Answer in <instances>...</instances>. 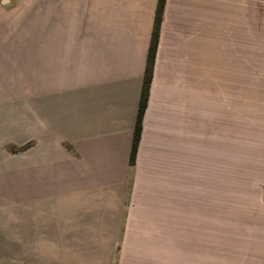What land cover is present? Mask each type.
Returning a JSON list of instances; mask_svg holds the SVG:
<instances>
[{"label":"crops","instance_id":"obj_1","mask_svg":"<svg viewBox=\"0 0 264 264\" xmlns=\"http://www.w3.org/2000/svg\"><path fill=\"white\" fill-rule=\"evenodd\" d=\"M158 2L44 0L0 264H264V0L164 2L132 164Z\"/></svg>","mask_w":264,"mask_h":264},{"label":"rangeland","instance_id":"obj_2","mask_svg":"<svg viewBox=\"0 0 264 264\" xmlns=\"http://www.w3.org/2000/svg\"><path fill=\"white\" fill-rule=\"evenodd\" d=\"M1 6L6 17L0 22V194L19 195L21 155L27 145L36 142L26 134L31 110L24 94L31 73L28 59L40 69L44 0H6ZM16 48L24 51V56L15 55ZM30 49L34 56L25 55ZM33 114L32 128L37 127Z\"/></svg>","mask_w":264,"mask_h":264},{"label":"trees","instance_id":"obj_3","mask_svg":"<svg viewBox=\"0 0 264 264\" xmlns=\"http://www.w3.org/2000/svg\"><path fill=\"white\" fill-rule=\"evenodd\" d=\"M164 2H166V0H159L157 4L156 18L154 21L153 32H152V40L150 41L145 78L143 80L142 95L140 97L138 117L136 118L133 151L130 158L132 164L135 161V155H137L139 137L141 136L142 117L144 116L147 105V99L149 98L150 83H151V78L153 77V64H154V59L156 57V48H157V42L159 40L161 21H163Z\"/></svg>","mask_w":264,"mask_h":264}]
</instances>
